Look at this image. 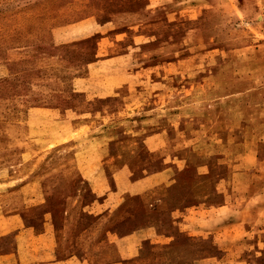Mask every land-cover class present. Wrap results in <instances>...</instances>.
Instances as JSON below:
<instances>
[{
	"label": "rangeland",
	"instance_id": "rangeland-1",
	"mask_svg": "<svg viewBox=\"0 0 264 264\" xmlns=\"http://www.w3.org/2000/svg\"><path fill=\"white\" fill-rule=\"evenodd\" d=\"M180 1L0 0V131L2 121L31 114L33 104L58 102L61 94L39 89L38 77L60 76L68 91L100 78L98 60L106 56L110 37L125 32L145 39L148 34L151 41L139 47L144 49L192 29L176 47L175 63L148 60L134 67L142 76H135L137 91L128 97L139 105L132 110L141 120L139 151L146 155L159 147L161 157L150 165L154 170L177 160L168 178L182 187L183 205L191 200L189 182L210 178L212 198L234 202L245 217L252 208L262 221L264 0ZM185 3L195 6L187 12L190 18L176 19ZM134 10L149 25L110 28L111 14ZM88 71L95 75L88 77ZM7 131L16 135L22 129L10 125ZM53 202L59 210L58 199ZM19 219L17 228H0V263L39 264L34 253L14 256L18 246L32 252L30 231L24 229L37 224ZM234 254L244 259L241 264H264V232L258 228L242 236Z\"/></svg>",
	"mask_w": 264,
	"mask_h": 264
},
{
	"label": "crops",
	"instance_id": "crops-1",
	"mask_svg": "<svg viewBox=\"0 0 264 264\" xmlns=\"http://www.w3.org/2000/svg\"><path fill=\"white\" fill-rule=\"evenodd\" d=\"M180 7L176 19H189L195 6ZM109 22L112 29L149 25L138 10L115 12ZM190 30L144 49L148 34L118 33L98 60L100 78L68 91L60 76H40L37 87L60 93L58 102L33 104L22 120L1 122L0 228L37 220L24 229L32 252L18 246L16 259L34 253L39 264H241L239 240L264 232V220L212 198L210 178L189 182L191 200L183 205L182 187L168 178L177 160L154 170L159 147L146 155L138 147L141 120L132 110L139 105L128 97L142 76L136 68L148 60L175 63ZM10 125L22 132L8 133Z\"/></svg>",
	"mask_w": 264,
	"mask_h": 264
}]
</instances>
